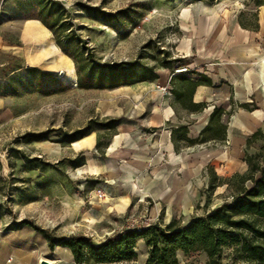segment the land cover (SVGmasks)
<instances>
[{
  "label": "rangeland",
  "instance_id": "374dc122",
  "mask_svg": "<svg viewBox=\"0 0 264 264\" xmlns=\"http://www.w3.org/2000/svg\"><path fill=\"white\" fill-rule=\"evenodd\" d=\"M44 1H0V85L6 92L11 85L21 89L19 94L0 95V264L15 259L16 253L27 259L47 251L39 264L43 258L52 264L49 240L38 227L56 238L84 234L100 243L133 224L137 227L147 222L166 223L162 210L159 216L151 215L147 209L150 201L144 207L138 205L120 213L111 210V198L97 196L96 189L104 181L100 169L108 161L102 149H106L111 130L93 124L90 136L82 140L83 145L80 141L60 140L64 131L83 127L90 119L103 121L111 117L115 101L126 98L122 89L128 88L78 85L75 60L62 50L54 32L41 20L38 3ZM60 1L67 8L76 34L84 39L96 60L139 58L161 69L166 57L163 50L168 51V58L179 57L175 45L180 34L178 7L197 0ZM225 2L233 4L238 12L243 10V4H254L253 0ZM84 5L123 12L117 19L106 21L102 16L89 14ZM252 12L248 10L247 15L250 17ZM32 22L39 23V27ZM30 66L57 74L67 87L45 94L34 89V85L25 86L32 80L27 73ZM43 130L49 131L47 139L29 141L24 137L27 132ZM98 141L102 143L101 148L96 146ZM263 144L264 137L245 148L256 154ZM81 155L85 156V163L76 166L73 159ZM26 157L34 161L28 162ZM245 172L220 175L224 183L214 192L207 189L210 172H204L208 180L202 183V197L194 210L178 219L182 224L187 223L223 200L231 199L234 181ZM137 251L134 261L96 263L90 260L88 264H145L148 246L143 239L138 241ZM239 253L238 246L225 247L222 262L229 264L235 257L242 261ZM59 254L68 257L70 250L61 249ZM179 259L180 264H207L208 255L203 250L180 251Z\"/></svg>",
  "mask_w": 264,
  "mask_h": 264
},
{
  "label": "crops",
  "instance_id": "0c3cea01",
  "mask_svg": "<svg viewBox=\"0 0 264 264\" xmlns=\"http://www.w3.org/2000/svg\"><path fill=\"white\" fill-rule=\"evenodd\" d=\"M244 1L248 0H237ZM243 10L257 12V29L242 26L239 12L225 0H197L178 7L180 34L175 45L182 65L212 79V84H199L194 91L196 102H207L203 110L179 107L176 112L174 93L165 94L157 87L170 78L171 88L176 85L178 80H172L173 75L185 72L176 68L158 69L160 77L156 80L119 86L128 88L122 89L126 98L115 101L111 117H119L121 122L106 146L108 161L100 169L104 176L100 186L112 199L111 210L121 213L150 201L147 209L151 215L159 216L162 210L169 222L194 210L202 197V183L208 180L204 172L209 165L219 175L247 170V139L264 126V4H243ZM243 102L257 107L241 106ZM215 106L226 111L222 116L228 124L226 139L176 150L173 128L188 124V135L198 137ZM232 108L234 112L228 114ZM88 136L75 142L83 145ZM61 249L70 250V255H60ZM50 252L52 264H78L67 246H50ZM47 253L32 254L27 259L16 253L15 259L3 264H39Z\"/></svg>",
  "mask_w": 264,
  "mask_h": 264
},
{
  "label": "trees",
  "instance_id": "16d2710c",
  "mask_svg": "<svg viewBox=\"0 0 264 264\" xmlns=\"http://www.w3.org/2000/svg\"><path fill=\"white\" fill-rule=\"evenodd\" d=\"M253 1L256 5L264 4V0ZM38 4L42 22L54 32L62 50L75 60L80 87L115 88L145 80H156L160 77L156 65L145 63L139 58L112 62L96 60L90 47L73 29V21L60 0H45ZM84 9L93 16L104 17L106 21L117 19L119 13L123 12L122 10L110 12L90 5H84ZM238 17L244 27L251 29L259 27L257 12H252L249 17L247 11L242 10ZM162 53L166 57L163 58L161 66L173 71L184 64L181 57L168 58L166 50ZM191 72L197 74L195 70ZM191 72L187 70L172 77V80H178L171 88L177 103L176 112H179V107L187 111H201L207 106V102H196L193 95L199 84H212V79L205 73L194 76ZM27 73L32 80L25 86L34 85V89L42 93L52 94L67 87L57 74L38 66L28 67ZM20 91L19 86L11 85L6 92L0 85V95L19 94ZM240 105L250 109L257 107L256 104L250 106L249 102ZM225 112L223 107L215 106L209 123L196 138L188 135V124L174 127L172 140L176 150H181L186 145L224 141L228 126L222 120ZM232 112L234 108L227 113ZM120 122L119 117H108L103 121L90 119L83 127L64 131L60 140L65 143L75 142L90 134L93 124H99L114 134ZM48 135L49 131L43 130L27 132L24 137L29 141L44 140ZM262 137L264 131L258 128L248 137L246 147ZM101 145L100 141L96 144L100 148ZM102 155H105L104 149ZM26 160L33 162L34 158L26 157ZM245 160L248 168L234 181L231 199L223 200L204 215L193 217L187 224H182L179 219L173 218L166 223L154 222L138 228H123L100 243H95L91 237L84 234L56 238L45 228H38L47 237L50 246L59 244L69 247L78 264H88L90 260L96 263L134 261L138 257L137 245L140 239H143L148 246L145 264H180V251L190 253L198 250L207 253V264H224L222 258L227 246H238L242 258L240 261L235 257L229 264H264V144L256 154L246 151ZM73 162L76 166L82 165L85 163V156L81 155L73 159ZM33 165L40 166L38 163ZM208 170L210 179L207 189L209 192H214L224 181L212 166L209 165Z\"/></svg>",
  "mask_w": 264,
  "mask_h": 264
},
{
  "label": "built area",
  "instance_id": "2783aa9c",
  "mask_svg": "<svg viewBox=\"0 0 264 264\" xmlns=\"http://www.w3.org/2000/svg\"><path fill=\"white\" fill-rule=\"evenodd\" d=\"M187 70H189V67L186 65H182V66L176 68V71H187ZM157 87L160 88L165 94H171L172 93L171 92V78L169 79V81L166 84H158ZM96 192H97V196L99 197V199H104L107 196L106 188L103 186L98 187L96 189ZM149 224L150 223L147 222V223H143L142 225H138L137 227H143V226H146ZM132 227H136L135 224H133Z\"/></svg>",
  "mask_w": 264,
  "mask_h": 264
},
{
  "label": "water",
  "instance_id": "95a60500",
  "mask_svg": "<svg viewBox=\"0 0 264 264\" xmlns=\"http://www.w3.org/2000/svg\"><path fill=\"white\" fill-rule=\"evenodd\" d=\"M40 264H51V262L45 258L41 259Z\"/></svg>",
  "mask_w": 264,
  "mask_h": 264
}]
</instances>
